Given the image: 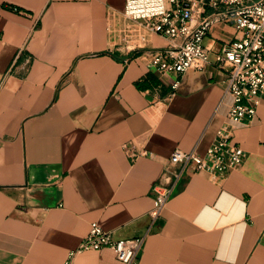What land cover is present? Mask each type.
<instances>
[{
    "label": "crops",
    "instance_id": "1",
    "mask_svg": "<svg viewBox=\"0 0 264 264\" xmlns=\"http://www.w3.org/2000/svg\"><path fill=\"white\" fill-rule=\"evenodd\" d=\"M126 0H0V264H62L91 223L146 235L138 264H264V103L234 130L226 179L188 171L151 226L154 187L175 149L205 155L226 120V73L189 70L170 95L133 46L169 39L131 21ZM232 37L216 26L213 50ZM150 151L157 155L132 157ZM148 232V233H147ZM75 264H124L112 249Z\"/></svg>",
    "mask_w": 264,
    "mask_h": 264
},
{
    "label": "built area",
    "instance_id": "2",
    "mask_svg": "<svg viewBox=\"0 0 264 264\" xmlns=\"http://www.w3.org/2000/svg\"><path fill=\"white\" fill-rule=\"evenodd\" d=\"M124 15L131 21L124 34L135 32L146 40L140 32L144 29L169 39L164 48L135 45L131 49L150 70L174 75L168 95L179 87L187 71H203L213 64L226 73L222 81L225 95L232 96L226 120L205 155L175 149L168 158L163 172L165 183L154 187V205L149 212L152 226L188 171H205L226 179L242 167L245 150L235 141L234 130L251 124L264 103V0H126ZM219 25L231 27L232 37L222 40L212 56L213 49L205 41ZM124 147L134 158L157 157L150 151L134 153L128 144ZM145 238H119L114 231L93 222L62 264H75L78 253L105 248L112 249L124 264H138Z\"/></svg>",
    "mask_w": 264,
    "mask_h": 264
}]
</instances>
